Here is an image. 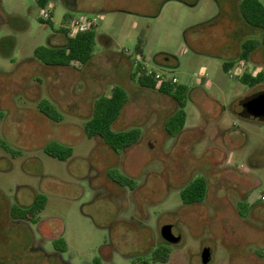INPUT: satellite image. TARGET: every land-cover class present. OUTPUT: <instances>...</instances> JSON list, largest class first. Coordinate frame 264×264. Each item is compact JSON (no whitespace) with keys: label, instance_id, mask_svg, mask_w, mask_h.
Masks as SVG:
<instances>
[{"label":"rangeland","instance_id":"rangeland-1","mask_svg":"<svg viewBox=\"0 0 264 264\" xmlns=\"http://www.w3.org/2000/svg\"><path fill=\"white\" fill-rule=\"evenodd\" d=\"M70 4L78 19L98 22L94 57L83 67L33 61L38 48L67 44L63 6L47 20L36 0H0V264H161L151 254L162 246L172 251L166 264H204L205 249L212 250L209 264H264V120L240 115L242 101L264 92V83L250 87L224 70L238 61V43L262 31L244 22L237 0ZM53 36L63 40L53 43ZM138 61L193 89L188 121L170 136L176 105L166 110L142 96L113 126L138 128L142 138L116 153L87 138L84 127L112 88L135 86ZM243 70L264 71V55ZM233 73L239 78L240 67ZM43 101L61 122L39 112ZM49 143L70 147L72 158L48 156ZM200 178L208 183L205 201L184 204L181 192ZM38 195L48 198L39 222L23 221L18 210ZM172 227L181 234L177 244L168 243ZM59 239L66 253L55 249Z\"/></svg>","mask_w":264,"mask_h":264},{"label":"trees","instance_id":"trees-1","mask_svg":"<svg viewBox=\"0 0 264 264\" xmlns=\"http://www.w3.org/2000/svg\"><path fill=\"white\" fill-rule=\"evenodd\" d=\"M56 0H36L39 7L43 10H49V6ZM240 14L243 20L250 26L260 29L264 32V1L261 0H242L239 6ZM74 20L71 13H66L63 18V27L61 32L67 37V44L62 47H51L48 49L38 48L35 56L43 63L53 67H66L71 63H78L81 66L90 64L94 57L97 41L98 27H93L89 31L79 33L76 37L69 36V25ZM264 45V38H263ZM257 48V42L250 40L244 44L240 56V62H249L252 53ZM137 53L143 55L141 47L137 48ZM50 58L49 63L47 58ZM132 80H137L139 86L143 89L158 91L161 94L172 97L177 103V111L170 118L167 124V131L170 136L182 132L187 122L186 108L190 99V88L183 84L173 83L171 79L165 76L158 78V73L151 70L141 62H136ZM235 64H225L226 72L232 69ZM240 81L250 87H256L264 83V72L257 76L244 73ZM129 103L126 88L115 86L109 97L101 98L95 103L94 114L85 124L84 130L87 138H99L114 152H124L137 145L142 138L140 129H130L126 131H115L114 124L121 118L125 108ZM40 112L52 121L61 122L62 115L55 111L54 106L47 101H43L39 106ZM245 119H251L250 116H242ZM6 148V147H5ZM7 151L10 149L6 148ZM44 152L57 160L68 161L73 156V150L70 147L62 146L58 143H50L44 148ZM15 155V154H14ZM122 184L135 188L136 183L131 178H122ZM208 193V183L205 179H196L187 188L181 192L184 204H197L205 201ZM48 204V198L45 195H38L34 203L27 208L18 210L19 217L26 222L37 224L40 215L45 211ZM253 209V206L248 208ZM54 247L63 253L67 252V243L62 240H55ZM169 245L168 243L166 244ZM172 251L170 248L162 246L152 252V261L154 263L166 264L169 262Z\"/></svg>","mask_w":264,"mask_h":264},{"label":"crops","instance_id":"crops-1","mask_svg":"<svg viewBox=\"0 0 264 264\" xmlns=\"http://www.w3.org/2000/svg\"><path fill=\"white\" fill-rule=\"evenodd\" d=\"M75 3H77L78 2V0H73ZM131 1V3L134 5L133 6V8H135V7H137V8H139V0H130ZM264 1V0H263ZM64 2H67V4H65ZM70 2H72V0H56L53 4H51L50 6H49V10H50V13H51V18L50 19H48V20H51V19H53L54 18V16H55V10H56V8L58 7V6H63L64 7V10H65V12H64V14H63V18H64V16H65V14L66 13H71V14H73V10H74V4H70ZM242 2V0H237V9H238V12H239V15L241 16V14H240V11H239V6H240V3ZM77 6V5H76ZM127 14H129V15H132V16H138L139 17V13H137L136 11H129ZM73 16H74V19H77L78 17L77 16H75L74 14H73ZM242 17V16H241ZM243 19V18H242ZM42 20V19H41ZM245 22V21H244ZM208 23H210V21H207V22H205V23H203V24H200V25H198L199 27H201V25H205V24H208ZM246 23V22H245ZM198 26H196V27H198ZM63 27V19H62V23H61V28ZM61 31V30H60ZM262 31V30H261ZM62 33V32H61ZM263 38H264V32L262 31V32H260V35H259V37H257V39L256 38H253V39H249V40H247L245 43H243L242 45H240V43H238V48H239V54H238V61H230V62H227V63H225V64H235V66H239V67H241L242 66V68L243 67H247V65L253 60V58H255V59H261V57H262V55H264L262 52H258V50H259V48L261 47V46H264L263 45ZM61 40H63V38L62 37H60V36H53V38H52V40H51V42H53V43H55V42H58V41H61ZM250 40H253V41H255V42H257V48H256V50L252 53V55H251V57H250V60H249V62H240V56H241V52H242V48H243V46H244V44H246L248 41H250ZM107 43H111V41H110V39L109 38H107ZM53 47H62V46H53ZM35 53H36V50H35V52H34V56H35ZM35 58H36V56H35ZM37 65H39V66H42V65H44V66H46L42 61H40L39 59H34L33 60ZM167 62H168V60H166ZM139 62V61H138ZM72 64V66L73 67H76V66H80V64H78V63H71ZM163 66V65H162ZM235 66L233 67V68H235ZM67 67V66H66ZM81 67H83V66H81ZM165 68H171L170 66H168L167 65V63H166V65H165ZM230 70V69H229ZM261 72H264V71H255L254 73L255 74H251L250 73V71H245V73H248V74H251L252 76H257L258 74H260ZM228 73V72H227ZM133 74H131V76H132ZM240 78L241 77H239V78H235V79H239L240 80ZM136 83L134 84L135 86L134 87H127V86H125L124 88H126V90H127V93H128V95H130L131 96V101L129 100V103H128V105H127V107L125 108V110H124V113H123V115L121 116V118L115 123V125L118 123V124H120L121 122V120L123 119V116H124V114H125V112H126V109L128 108V109H130V104H132V103H135L136 101H139V99H141L142 98V96H146V98L145 99H153V98H155L158 102H159V104H161L162 105V108L163 109H166V110H168L169 108H170V103H172L173 104V109H174V106L176 105V108H175V110L173 111V113L171 114V116H170V118L176 113V111H177V103L175 102V100L172 98V97H170V96H167V95H164V94H161V93H159L158 91H153V90H147V89H143V88H141L140 86H139V84H138V82H137V80H134ZM180 84H183V83H180ZM207 84V83H206ZM184 85V84H183ZM187 86V85H186ZM190 88V87H189ZM112 90H113V88L111 89V93H112ZM190 90H191V88H190ZM192 94H193V89L191 90V92H190V98L192 97ZM93 110H94V106H93ZM39 112H40V110H39ZM94 112V111H93ZM41 113V112H40ZM42 114V113H41ZM92 118V117H91ZM170 120V119H169ZM89 121V120H88ZM87 121V122H88ZM187 121H188V117H187ZM86 122V123H87ZM186 124H187V122H186ZM185 127H186V125H185ZM185 129V128H184ZM115 131H126V130H117V129H115ZM100 142V141H99ZM50 144V143H49ZM48 145V144H47ZM47 145H45L44 147H43V150H44V148L47 146ZM125 157H126V155H125ZM122 158L120 157V158H118V161H120ZM122 165L124 166V164L122 163ZM130 167V166H129ZM67 247H68V244H67ZM106 262H108V261H106Z\"/></svg>","mask_w":264,"mask_h":264},{"label":"water","instance_id":"water-1","mask_svg":"<svg viewBox=\"0 0 264 264\" xmlns=\"http://www.w3.org/2000/svg\"><path fill=\"white\" fill-rule=\"evenodd\" d=\"M247 112L255 118H264V93H261L256 98L248 101L244 105ZM181 240V234L179 230L172 227L168 231V243L177 244ZM202 260L204 264H209L212 260V250L205 249L202 253Z\"/></svg>","mask_w":264,"mask_h":264},{"label":"built area","instance_id":"built-area-1","mask_svg":"<svg viewBox=\"0 0 264 264\" xmlns=\"http://www.w3.org/2000/svg\"><path fill=\"white\" fill-rule=\"evenodd\" d=\"M46 13H45V18L48 20L51 18V13H50V10H44ZM98 26V22H97V19H74L71 24L69 25L68 29H69V36L71 38H74L76 37L79 33H84V32H87L89 31L91 28L93 27H97ZM241 69V75L240 77L245 73V71L243 70L242 66L240 67ZM233 70L234 68L230 69L228 71V75L232 78V79H235L237 75H235L233 73ZM161 76H164V75H158V78L161 77ZM168 79H171L173 81V83H176L178 84V80L176 78H169L167 77Z\"/></svg>","mask_w":264,"mask_h":264},{"label":"flooded vegetation","instance_id":"flooded-vegetation-1","mask_svg":"<svg viewBox=\"0 0 264 264\" xmlns=\"http://www.w3.org/2000/svg\"><path fill=\"white\" fill-rule=\"evenodd\" d=\"M261 93H264V92L252 93V94L248 95V96L242 101V104H241L242 112L240 113L241 116L248 115V116H250V118H253V119L264 120V118H255V117H253L252 115H250V114L247 112V110H246L245 107H244V105H245L248 101H250V100L256 98V97H257L258 95H260ZM262 200H264V198H263ZM259 206H261V204H259ZM55 249H56V248H55ZM41 250H42V248H41ZM56 250H57V249H56ZM42 251H43V250H42ZM57 251H58V250H57ZM43 252H44V251H43ZM104 260H105V261H110V258H109V257H106V258H104ZM97 262H98V261H97ZM97 264H101V261H99Z\"/></svg>","mask_w":264,"mask_h":264}]
</instances>
